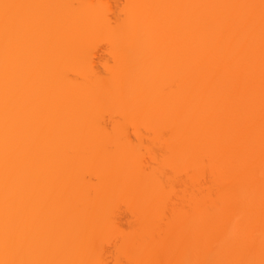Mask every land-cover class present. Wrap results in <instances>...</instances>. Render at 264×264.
<instances>
[{
	"label": "bare ground",
	"instance_id": "bare-ground-1",
	"mask_svg": "<svg viewBox=\"0 0 264 264\" xmlns=\"http://www.w3.org/2000/svg\"><path fill=\"white\" fill-rule=\"evenodd\" d=\"M130 1L0 0V264H264V0Z\"/></svg>",
	"mask_w": 264,
	"mask_h": 264
},
{
	"label": "rangeland",
	"instance_id": "rangeland-1",
	"mask_svg": "<svg viewBox=\"0 0 264 264\" xmlns=\"http://www.w3.org/2000/svg\"><path fill=\"white\" fill-rule=\"evenodd\" d=\"M176 4L178 5L177 7L180 6V0H175ZM94 3L96 4H102L103 5V10H105V17L110 19V22H114V20L117 18L120 19H124L127 16V9L128 7H130L133 2H131L130 0H93ZM134 4V3H133ZM155 9H156V4L152 7V11L150 13H146L141 16V18L143 19V21H145V30L147 32H151L152 33V37H154L155 43H154V48H152L151 50L148 49L147 54L150 55L152 58L156 59V60H161L163 58V56L165 55V50H162V47L165 46V38H159V35L162 31V27H154V22H152V20H150V18H155V20H160L163 18H169V16H167V14L165 12H161L158 16H155ZM142 9H140L139 11H141ZM137 11V9H135V12ZM167 11V10H166ZM154 15V17H153ZM150 16V18H149ZM171 18V17H170ZM169 18V19H170ZM134 35H138V32H136ZM207 41L208 39L205 41L204 39L202 40V44H204L203 46H207ZM138 44H141V41L138 40ZM94 54H95V58L99 59V58H104L107 60L111 61V57L108 53V45L105 41H100L97 43L95 50H94ZM193 55V52L192 54ZM254 71H252L251 73L253 74ZM260 81L258 79H256L255 83H259ZM131 138L134 140L135 137L134 135H131ZM185 178V172H179L176 175V178L173 182V187L174 190L177 191L178 188L180 187V179ZM178 200L177 197V192H173L170 194L167 205H169L171 202H174ZM130 202V201H129ZM116 210L118 212V219H119V224L121 227H123L124 229H128L131 225V221H132V216L129 213L128 209H127V205L125 201H120L118 202V204L115 206ZM166 212L169 216V218L171 217V210L170 207L168 206L166 209ZM103 235V233H102ZM100 235V239L102 242V247H103V251L104 253V257L103 258H99L96 261H92V264H115L114 259L112 256H110L111 254L113 255L115 252V246L113 244V239H111L109 241V239H107L105 236ZM173 241L176 243V239H173ZM163 252H160L158 256H156V261H160L162 258ZM67 261H71V251H69L66 255ZM102 259V261H101ZM70 263V262H69ZM181 264H185L183 261L180 262Z\"/></svg>",
	"mask_w": 264,
	"mask_h": 264
},
{
	"label": "snow or ice",
	"instance_id": "snow-or-ice-1",
	"mask_svg": "<svg viewBox=\"0 0 264 264\" xmlns=\"http://www.w3.org/2000/svg\"><path fill=\"white\" fill-rule=\"evenodd\" d=\"M24 7H38V6H34V5H9V4H4L3 5V8L5 10V15H4V25L6 28H8L12 23H13V19L8 15V9L10 8H24ZM213 7H236V6H213ZM229 41H222L219 45L220 47V51L222 53L224 52H228V49H229ZM229 59L232 58V55L230 54ZM231 85H232V81H230L228 78H225L224 80H222L220 82V92L222 95H225L227 93H229L230 91V88H231ZM232 111H236L238 110V106H232Z\"/></svg>",
	"mask_w": 264,
	"mask_h": 264
}]
</instances>
